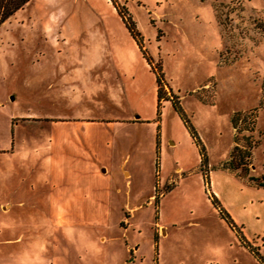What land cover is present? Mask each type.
Segmentation results:
<instances>
[{"label":"rangeland","instance_id":"rangeland-1","mask_svg":"<svg viewBox=\"0 0 264 264\" xmlns=\"http://www.w3.org/2000/svg\"><path fill=\"white\" fill-rule=\"evenodd\" d=\"M262 24L264 0H29L5 19L0 264H264Z\"/></svg>","mask_w":264,"mask_h":264},{"label":"trees","instance_id":"trees-1","mask_svg":"<svg viewBox=\"0 0 264 264\" xmlns=\"http://www.w3.org/2000/svg\"><path fill=\"white\" fill-rule=\"evenodd\" d=\"M27 1L29 0H0V24L7 19L9 16H11L17 9L21 8ZM124 19V17H123ZM126 26L128 27L130 33L133 35L134 38H136V32L133 28V25L131 23H128L127 21H125ZM264 27V24H262ZM162 77L159 73H156V85H157V91H156V95H157V104H159L160 99L164 96L161 93V88H162ZM172 103L174 105V107L180 112V115L182 116L189 132L191 133L194 141L196 142L198 148H199V152H200V156H201V165L203 163L206 162V158L205 155L203 153V144L201 143L198 134L194 128V126L189 122L188 118L186 117L183 109L181 108L178 99H174L172 98ZM259 105H264V81L262 82V96L259 100ZM247 114V112H240V111H236L233 113L232 116V123L234 124L235 121L240 118L241 116H244ZM238 148V146L235 144L232 150V156H231V160L234 161V152L235 150ZM241 164L243 166V164H245V162H240L237 161L236 165ZM264 184V181L262 182ZM212 200H215V197L212 194Z\"/></svg>","mask_w":264,"mask_h":264}]
</instances>
